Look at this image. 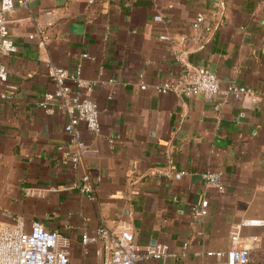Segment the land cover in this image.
Masks as SVG:
<instances>
[{
  "label": "crops",
  "instance_id": "1",
  "mask_svg": "<svg viewBox=\"0 0 264 264\" xmlns=\"http://www.w3.org/2000/svg\"><path fill=\"white\" fill-rule=\"evenodd\" d=\"M7 27L17 51L0 55V224L41 222L72 264H110L105 244H82L102 227L130 231L141 251L170 246L141 264H221L208 253L233 249L235 232L248 264H264V0H28ZM52 66L79 72L100 109V134L77 127V167L68 116L41 107ZM190 67L217 75L219 111L159 91ZM231 84L253 98L227 99ZM85 176L94 194L80 191Z\"/></svg>",
  "mask_w": 264,
  "mask_h": 264
},
{
  "label": "built area",
  "instance_id": "2",
  "mask_svg": "<svg viewBox=\"0 0 264 264\" xmlns=\"http://www.w3.org/2000/svg\"><path fill=\"white\" fill-rule=\"evenodd\" d=\"M92 3L93 0H90ZM16 4L27 6L28 0H1L0 1V55H9L17 51L14 41L9 37L7 27V15L15 8ZM162 20L161 16L156 17ZM204 17H199L195 22L198 27ZM50 78L56 89L45 95L41 101V107L45 110L52 103H57L58 109L69 118L66 132L72 136V142L78 150L71 153L72 163L77 167L85 143L81 139L77 127L84 124L88 132L98 135L101 131L100 109L97 103L83 92L93 91V85L82 80L78 72L76 76L70 77L68 71L61 67H51ZM8 80L7 68L0 63V81ZM159 91L163 94L175 93L183 97L203 95L214 104L219 111L224 100H219L221 94L220 83L215 73L202 67H190L188 73L173 83H165ZM225 97L240 100L246 97L253 98L252 89L241 87L236 84L229 85L223 92ZM111 99V98H110ZM204 179L210 185L224 190L222 179L218 174H205ZM82 193L94 194V189L89 176H85L83 184L79 188ZM92 198H95L93 195ZM209 202L204 201L199 209L195 210L197 216H205L208 213ZM264 224V223H259ZM23 221L16 220L11 225L0 224V264H72L69 256V245L61 240V235L55 231L48 230L41 222H34L30 232L25 231ZM232 240L234 248L227 252H209L210 257L222 259L221 264H248L250 251L248 248L239 247L240 236L238 232L233 233ZM96 243L106 245L110 254V264H141L144 261H162L171 253L168 244L158 243L146 247L141 251L130 231H111L102 227L93 235L87 233L82 236L84 246Z\"/></svg>",
  "mask_w": 264,
  "mask_h": 264
}]
</instances>
